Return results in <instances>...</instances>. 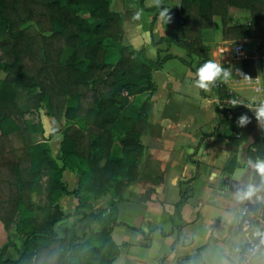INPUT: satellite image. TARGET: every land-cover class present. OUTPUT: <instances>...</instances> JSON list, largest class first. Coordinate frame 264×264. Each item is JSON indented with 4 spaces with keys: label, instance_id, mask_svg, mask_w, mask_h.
I'll list each match as a JSON object with an SVG mask.
<instances>
[{
    "label": "trees",
    "instance_id": "trees-1",
    "mask_svg": "<svg viewBox=\"0 0 264 264\" xmlns=\"http://www.w3.org/2000/svg\"><path fill=\"white\" fill-rule=\"evenodd\" d=\"M177 4L172 7L163 1L173 19L167 25L161 21L164 35L158 41L200 57L195 71L209 58L200 32L211 26L213 16L220 19L223 38L264 41V0H178ZM229 6L247 10L248 22L228 25ZM141 7L153 12L151 21L158 15L154 5ZM121 36V19L109 8V0H0V225L6 234L0 264L108 262L103 247L109 241L112 217L102 216L100 210L86 211L91 207L88 200L108 191L119 197L135 179L134 158L142 149L138 137L154 90L151 71L174 57L157 55L150 60L143 49L123 45ZM241 63L242 73L252 77V61ZM41 107L55 120H65L58 146L60 164L45 142L53 133L35 142L30 138L42 135L43 128L38 119L24 115ZM215 120L214 131L222 127L230 150L252 130L250 124L238 127L236 119L216 111ZM114 131L119 132L118 156L110 152ZM250 147L249 158L264 159L263 136L254 138ZM65 166L77 178L71 190L61 181ZM257 177L260 195L263 187ZM42 193L45 203L35 204ZM66 194L76 199L70 213L58 205V198ZM70 215H79L78 220L91 217L101 224L108 221L99 231L77 235L74 223L58 226ZM9 231L22 239L15 258L5 255L14 247ZM90 239L99 243L91 244Z\"/></svg>",
    "mask_w": 264,
    "mask_h": 264
},
{
    "label": "crops",
    "instance_id": "crops-1",
    "mask_svg": "<svg viewBox=\"0 0 264 264\" xmlns=\"http://www.w3.org/2000/svg\"><path fill=\"white\" fill-rule=\"evenodd\" d=\"M163 1L172 7L178 2ZM140 3L143 7L154 5H146L143 0H139V5L109 0V8L121 19V43L134 50L143 49L145 57L150 60H155L157 55L174 57L151 71L154 90L149 96L148 109L144 113L145 125L138 137L142 149L134 158L135 179L128 183L119 197L108 191L89 198L91 207L86 211L100 210L102 216L112 217L108 224L109 241H104L103 247L108 254L106 264H236L239 250L255 233V228H252L247 236L237 227L239 210L245 200L238 194L250 184L256 186L259 181L257 174L247 165L246 149L251 148L254 138L264 137V122L258 125L254 113L255 106L264 102V62L252 63L255 78L252 76L246 80L237 74V71L242 72L241 59L233 56L231 51L237 44L248 47L260 40L223 38L220 19L213 16L211 26L200 32L201 41L209 55L208 60H215L226 69L231 68L233 75L227 81H218L209 92H204L195 87V76L190 72L195 71L193 68L201 58L186 55L182 48L173 44L166 46L159 42L164 30L158 15L151 21L153 12L142 11L145 14L138 20L134 19V13L142 10ZM215 19L220 26H215ZM248 20L247 10L233 6L227 8L228 25L245 24ZM177 57L187 61L192 68L185 75L177 76L165 70V64ZM227 94L248 106L244 113L252 126L247 139L240 142L235 150L229 149L222 127L215 131L213 128L216 107ZM44 114H38L40 123L41 117L46 116L50 118L49 127L65 124L64 118L55 120ZM41 125L44 128L43 123ZM48 133L54 132L43 129L39 140L47 138ZM118 135L119 132L114 131L110 148L116 156L121 155ZM52 136L45 142L51 156L60 164V139L56 138L58 143L53 153L50 142L57 134ZM257 158L262 159L255 157L253 161ZM64 178L68 190L76 187V175L67 166L62 171L61 181L64 182ZM260 195L250 199L256 200ZM67 197L69 209L64 212L62 202ZM75 204L72 194L58 198V205L64 213L72 212ZM78 217L70 215L63 220L64 226L75 224L77 235L82 231L85 236L89 230L99 231L108 221L101 224L91 217L79 220ZM89 243L97 245L99 242L90 239ZM250 264H264V247Z\"/></svg>",
    "mask_w": 264,
    "mask_h": 264
},
{
    "label": "built area",
    "instance_id": "built-area-1",
    "mask_svg": "<svg viewBox=\"0 0 264 264\" xmlns=\"http://www.w3.org/2000/svg\"><path fill=\"white\" fill-rule=\"evenodd\" d=\"M231 52L233 56L241 60L249 59L253 64L263 63L264 41L248 47L237 44ZM252 78L255 77L253 76ZM232 98H234L232 94H227L221 99L219 106L216 107V112L219 116L238 119L242 114H246L244 111L245 107L248 106L240 103L238 106L232 107L229 103ZM259 197L261 198L256 200L245 199L240 207L237 221L238 229L248 236L250 230L255 228V233L248 237L243 247L239 250L236 264H250L252 259L264 247V186Z\"/></svg>",
    "mask_w": 264,
    "mask_h": 264
},
{
    "label": "clouds",
    "instance_id": "clouds-1",
    "mask_svg": "<svg viewBox=\"0 0 264 264\" xmlns=\"http://www.w3.org/2000/svg\"><path fill=\"white\" fill-rule=\"evenodd\" d=\"M154 6L159 10L158 18L164 24L171 23V8L163 6V0H153ZM180 6V3L177 4V7ZM142 16V10L134 13V19H140ZM237 74L243 77V79H249V77L237 71ZM233 75L231 68H225L221 63L216 62L215 60H207L202 65H200L196 72L194 73L195 80L194 85L198 89L209 92L214 86H216L218 81H227ZM229 103L232 107L238 106L241 101L237 98H232ZM255 119L257 120L258 125L264 122V102H260L255 106L254 109ZM251 122L250 118L246 114H242L236 121L238 127H245ZM247 165L251 167L254 172L260 177L262 184H264V159L257 158L253 161L251 158L247 160ZM261 189L255 185H248L247 189L244 190L241 194L243 199H250L253 196H256ZM258 199L261 197H257Z\"/></svg>",
    "mask_w": 264,
    "mask_h": 264
},
{
    "label": "rangeland",
    "instance_id": "rangeland-1",
    "mask_svg": "<svg viewBox=\"0 0 264 264\" xmlns=\"http://www.w3.org/2000/svg\"><path fill=\"white\" fill-rule=\"evenodd\" d=\"M145 3L144 4H146V5H149V4H151V3H153V0H143ZM140 2H141V0H140ZM124 4L125 5H132V4H136V5H139V0H124ZM113 5V4H112ZM114 8V7H113ZM112 8V9H113ZM140 8L142 9V11L143 12H146L147 10H145V9H143L142 7H141V3H140ZM147 12H149V11H147ZM142 14H145V13H142ZM236 14H238V13H236ZM236 14L235 15H233V17H232V19L234 20L235 18H236ZM81 15L82 16H85L86 14H83V13H81ZM240 18V17H239ZM219 19V18H218ZM218 19L216 20L215 19V23H216V27H218V26H220V23H219V21H218ZM240 20H242V18L240 19ZM234 38H228V40H233ZM232 53V52H231ZM233 54V53H232ZM189 69H191V68H189L187 65H185L184 63H182V62H180L179 60H177L176 58H171L170 60H169V62H167L166 64H165V70H167V71H169L171 74H173V75H177V76H180V75H182V74H184L185 75V72H187ZM191 73H193V75H194V73H195V71H193V70H191L190 71ZM192 75V74H191ZM157 76V75H156ZM125 96H127V95H125ZM22 100H23V97L21 98H18L17 99V102H22ZM45 113V108L44 107H41V108H39L38 110H37V112L35 111V112H33V113H26L25 115H24V117L25 118H30V119H33L34 121L35 120H37L38 119V114H41V115H45L44 114ZM49 117H46V116H42L41 117V120H42V123H43V126H44V130H45V132H51V131H53L54 133H53V136H54V134H57V137L55 136V137H53V140L50 142V145H51V149H52V151H53V153H55V148H56V146H57V143H58V140L57 139H60L61 138V135H58V134H60V130L64 127V124L62 125V124H60V127H58V125L56 126V128L55 127H49L48 126V123H49ZM41 123V124H42ZM52 129H54V130H52ZM47 134V133H46ZM46 134H44V135H46ZM114 134V133H113ZM30 138H31V140L33 141V142H35V141H38L41 137L39 136V134H31L30 135ZM57 138V139H56ZM49 139H51V138H49ZM66 173V172H65ZM65 175V174H64ZM65 179V178H64ZM66 179H68L69 180V178L66 176ZM66 179L64 180V184L65 185H67L66 184ZM67 183H68V187H70L69 185H71L70 184V182L69 181H67ZM43 197H44V195H43V193L40 195V196H36V198H35V200H34V202H36L35 204H42V203H45V201H44V199H43ZM67 203H68V197L67 198H64V201L62 202V209H63V211L64 212H66V211H68V205H67ZM37 204V205H38ZM64 221H62V222H60L59 224H58V226L59 227H63L64 226V223H63ZM4 231L2 230V227H1V225H0V246L2 245V244H4L5 242H6V234L5 233H3ZM8 239L11 241V242H13V244H14V247H9L7 250H6V253H5V255H6V257H9V258H15L16 257V253H15V250L17 249V248H19L20 246H21V243H22V239H21V237L19 236V235H17L16 233H14L13 231H9L8 232Z\"/></svg>",
    "mask_w": 264,
    "mask_h": 264
}]
</instances>
